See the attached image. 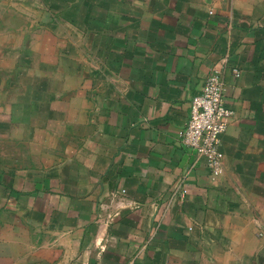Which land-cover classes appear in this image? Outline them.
Wrapping results in <instances>:
<instances>
[{
	"label": "crops",
	"instance_id": "1",
	"mask_svg": "<svg viewBox=\"0 0 264 264\" xmlns=\"http://www.w3.org/2000/svg\"><path fill=\"white\" fill-rule=\"evenodd\" d=\"M0 29V264H264V0H0ZM213 69L218 173L180 135Z\"/></svg>",
	"mask_w": 264,
	"mask_h": 264
},
{
	"label": "built area",
	"instance_id": "2",
	"mask_svg": "<svg viewBox=\"0 0 264 264\" xmlns=\"http://www.w3.org/2000/svg\"><path fill=\"white\" fill-rule=\"evenodd\" d=\"M238 76L240 72L234 69ZM227 83L223 70L213 69L205 79L200 93L194 95L190 102V117L180 135L183 143L193 148L199 155L206 157L209 165L218 173L221 169L224 152L221 149L222 137L227 130L229 119L234 110L226 102ZM188 192L182 188L175 191L184 195ZM99 220L105 224L112 223L124 209L137 205L130 201L127 189L117 187L107 192L106 199L99 203Z\"/></svg>",
	"mask_w": 264,
	"mask_h": 264
},
{
	"label": "rangeland",
	"instance_id": "3",
	"mask_svg": "<svg viewBox=\"0 0 264 264\" xmlns=\"http://www.w3.org/2000/svg\"><path fill=\"white\" fill-rule=\"evenodd\" d=\"M37 14H39V13H36V15ZM3 16H4L3 17L4 21L11 22L14 20L19 25L17 28L5 29V31H8L9 35H11L12 32H14V33L16 32V34L19 36L20 40H22V33L26 31V28L22 27V26L27 23V20H28L27 13L26 12H20L17 14V13L6 12L3 14ZM20 33H21V35H20Z\"/></svg>",
	"mask_w": 264,
	"mask_h": 264
}]
</instances>
